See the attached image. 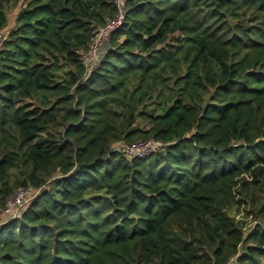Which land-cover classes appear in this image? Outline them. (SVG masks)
Masks as SVG:
<instances>
[{
    "label": "trees",
    "instance_id": "obj_1",
    "mask_svg": "<svg viewBox=\"0 0 264 264\" xmlns=\"http://www.w3.org/2000/svg\"><path fill=\"white\" fill-rule=\"evenodd\" d=\"M114 1L0 0V264H264V0H125L87 68Z\"/></svg>",
    "mask_w": 264,
    "mask_h": 264
},
{
    "label": "built area",
    "instance_id": "obj_2",
    "mask_svg": "<svg viewBox=\"0 0 264 264\" xmlns=\"http://www.w3.org/2000/svg\"><path fill=\"white\" fill-rule=\"evenodd\" d=\"M116 14L113 19L106 22V24L101 27L88 48L84 53H81V61L87 68H91L97 59L98 53L100 52L103 44L109 40L111 34L121 25L123 20V7L125 5V0H115ZM163 144L157 140H140L134 142L130 146L122 148L121 152L127 157L134 158H144L158 151ZM30 189H18L14 195L8 199L5 203L4 210L8 211L9 208L17 209L23 207L27 204L26 195L30 192ZM36 193V192H35ZM34 193V194H35ZM33 194V195H34Z\"/></svg>",
    "mask_w": 264,
    "mask_h": 264
},
{
    "label": "rangeland",
    "instance_id": "obj_3",
    "mask_svg": "<svg viewBox=\"0 0 264 264\" xmlns=\"http://www.w3.org/2000/svg\"><path fill=\"white\" fill-rule=\"evenodd\" d=\"M19 9H20V5L19 4L8 6V8H7L8 26L5 29V31H3V32L6 33L7 30H9L11 27H13L15 16H16L17 12L19 11ZM3 36H4V33H1L0 34V41L2 40ZM34 193H35V191L31 190L26 195V200L28 201L33 196ZM255 194H256V196H261L262 192L259 191L258 189H256L255 190ZM26 205L27 204H24L23 207H20V208H17V209L9 208L8 211H5L4 209H2V211L0 213V221H4V220H7L9 218L17 217L19 215L20 211L23 210ZM246 208L247 209L249 208L248 204H247ZM240 216L241 215L237 216V218H240ZM246 223L248 224V226H250V225H253L254 222L250 218H248L246 220Z\"/></svg>",
    "mask_w": 264,
    "mask_h": 264
}]
</instances>
